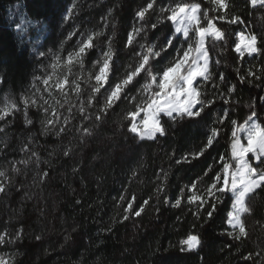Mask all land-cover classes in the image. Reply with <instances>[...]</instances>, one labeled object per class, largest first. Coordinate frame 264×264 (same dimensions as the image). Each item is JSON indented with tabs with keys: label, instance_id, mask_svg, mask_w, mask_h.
<instances>
[{
	"label": "trees",
	"instance_id": "trees-1",
	"mask_svg": "<svg viewBox=\"0 0 264 264\" xmlns=\"http://www.w3.org/2000/svg\"><path fill=\"white\" fill-rule=\"evenodd\" d=\"M170 2L158 0V7ZM189 2L203 4V0ZM144 3L145 0H0V103L6 100L15 105L10 110L12 114L0 121V181L7 186L0 194V231L6 229L8 234L0 250L15 253L14 264H252L243 257L264 250V191L247 200L250 212L242 213L241 219L248 236L242 241L222 234L230 230L225 223L233 201L229 191L216 192L213 199L217 211L210 218L202 208L200 219H196L195 207L186 199L181 207H171L185 185L195 183L213 168L215 171L204 176L199 185L207 199L208 186L214 175L221 173L219 157L228 150L230 137L227 124L220 128L218 141L202 156H190L204 145L215 119L213 113L222 114V107H227L215 99L217 90L213 85L219 81L220 73L227 86L236 85L235 92L227 97L232 104L231 118L242 123L255 100V110L264 121V105L258 100L264 96V85L258 87L260 81L241 83L235 71L239 68L244 74L250 67L259 69L264 65V51L260 55L245 54L240 59L231 50L234 33L241 28L247 27L264 40V9H251L247 0H231L229 16L238 15L245 24L217 22L225 32V41H209L213 79L205 83L202 91L204 98L213 99L214 104L203 118L198 122L188 118L165 120L164 136L140 140L128 132L126 115L138 105L142 86L151 81L148 73L124 100L104 114L100 109L107 93L93 92L96 85L88 84L86 71L111 51L114 65L110 76L115 84L136 66L137 53L144 52L141 45H155L154 52L162 49L167 43L162 37L171 34L172 26L165 21L155 29L151 27L158 9L145 22L146 31L140 33L135 48L125 47L129 31L134 25L140 26L135 10ZM209 14L215 15L211 11ZM30 21L33 26L26 24ZM73 31V39L98 31L103 35L94 39L96 47L87 51L78 67V91L55 99L52 111L56 115L51 119L55 123L46 125L41 109L32 105L30 98L46 64V57H39L38 51L54 48L59 41L62 45ZM260 47L264 49V44ZM171 51L162 53L165 59H171ZM216 60L220 61L218 65ZM162 67L163 61L153 64L154 72ZM199 82L197 78L194 86ZM25 114L32 121L30 125L25 124ZM97 115L102 118L96 119ZM65 152L69 155L65 156ZM184 157L188 162L183 161ZM247 158L253 164L259 163L252 154ZM229 165L234 167L233 158H228L224 166ZM44 172L48 173L46 179H42ZM163 172L167 173L166 181ZM158 186L164 187L159 196ZM121 196L126 199L122 201ZM133 198L137 209L145 200L149 205L141 216L132 215L124 221L123 209ZM165 198L169 204L164 203ZM213 199L208 198L209 205ZM21 227L23 238L7 242ZM189 232L197 234L202 243L196 251L185 252L178 242Z\"/></svg>",
	"mask_w": 264,
	"mask_h": 264
},
{
	"label": "snow or ice",
	"instance_id": "snow-or-ice-1",
	"mask_svg": "<svg viewBox=\"0 0 264 264\" xmlns=\"http://www.w3.org/2000/svg\"><path fill=\"white\" fill-rule=\"evenodd\" d=\"M211 5V8L204 6ZM247 5L251 9L261 8L264 9V0H247ZM231 6V0H203L201 2H189V0H172L166 6L158 7V0H145V3L135 10L134 16L137 24L134 25L129 31L125 40L126 48H135L137 38L142 31H146L145 22L149 19L153 12L158 9L159 15L156 18V22L151 25L153 29L165 21L171 22L172 31L170 35H164L162 38L167 43L161 50L155 51V45L146 47L141 45L144 52L137 53L139 60L132 71L128 72L123 79L112 83L110 73H113L114 60L111 51L105 53L107 58L103 64H101L99 71L96 74V86L93 92L97 95L107 93L105 97V103L100 109L101 113L106 114L113 105L118 101L124 100L127 94L135 88L142 80L145 79V73L151 77V81L143 85L146 90V100L143 104H138L136 107L129 111L126 115L128 121V132L136 136L140 140H154L159 136L166 134L164 127V121H176L178 119L188 118L189 120L198 122L203 118L206 110L210 105L214 104L213 99H205L204 92L202 91L205 83L213 79V73L210 72V48L209 41L222 42L225 41V32L218 26V23H229L232 25H243L245 22L240 16L232 14L229 16V8ZM74 11V8L73 10ZM210 11L215 15H210ZM111 10H109V14ZM71 16L68 17L70 19ZM194 33V35H190ZM75 35V33H69V39ZM103 35L102 31L96 32L94 35H88L86 39L78 40V51L69 53L68 63L71 64L74 60L76 63H80L82 66L83 58L89 49L95 48L96 44L94 39L97 36ZM235 39L231 43V50L238 54V57L242 59L245 54L249 56L260 55L264 49L260 47L264 44V40L261 37L252 32L247 27L241 28L234 33ZM160 39V37H158ZM63 43V42H62ZM171 59H165L162 53H169ZM154 52V54H153ZM41 58L49 55H54L57 61L60 60L58 54L52 52L41 53ZM156 61H163V67L159 71L153 70V64ZM215 63L218 65L219 60ZM56 65H53L55 68ZM238 75V79L241 83L254 84L256 81H260L264 85V65H261L259 69L250 67L244 74L241 73V69L235 70ZM197 78H200V82L196 83ZM37 80L40 78L37 77ZM45 86L49 85V79L43 80ZM74 83V82H72ZM107 84L108 87L104 88ZM64 81L58 80L54 87L60 89L63 93ZM222 86H224L222 88ZM215 99L217 101H223L227 107H222V114L213 113L215 119L213 125L208 128L206 140L204 145L198 152L191 153L192 159L202 156L215 142L218 141V137L221 135L220 128H225L226 124L230 129V137L228 138V150L225 154L220 155L219 159L222 161L220 166L221 173L228 158L235 159L233 154V146L237 145L240 148V153L244 157V166L250 170L249 183L244 187L241 193L236 194V200L231 205L232 211L226 214L225 223L231 230L225 233L233 240L242 241L248 236L246 223L241 219L242 213H249L250 209L247 206V200L252 196H258V194L264 191V168L261 165L264 164V121H260L259 113L255 110L256 101L253 100L252 104L248 107L250 109L249 115L244 119L242 123L231 118V101L227 97H230L236 90V85H226V78L223 73L219 74V81L214 83ZM104 92L101 93V89ZM78 91V86L73 89ZM259 102L264 105V96L258 97ZM92 98H89V103H92ZM28 106L29 101H24ZM36 101L31 100V104L35 105ZM15 107V105H13ZM84 109L81 108V112ZM12 112L4 110L0 112V121L11 115ZM53 116L55 111L53 110ZM142 114V115H141ZM25 124L30 125L32 121L27 118ZM100 115H97L96 119H101ZM139 118V119H138ZM55 121L49 120L46 125H52ZM218 124L220 127H216ZM3 131V129H0ZM84 133H88V129H83ZM64 132V128L60 129V133ZM245 133L246 145L241 144L240 133ZM230 152V155H229ZM251 153L252 158L259 161L257 164L250 162L251 158H246L247 154ZM35 155V153H34ZM69 155V152H65V156ZM184 162H188V157L183 158ZM180 163V160L176 161ZM230 169V165H229ZM75 171V169H74ZM215 169L209 168V171L204 173V176H208L209 173L214 172ZM3 173H0L2 176ZM162 175L167 178V173L163 172ZM47 172H44L42 179H46ZM204 176L198 178L195 183L185 185L174 201L171 202V207H181L183 201L186 199L188 205L195 207L193 215L196 219H200V209L207 211V217L210 218L216 211V201L213 199L216 192L228 191L226 187L227 183L225 177L221 175H214L213 182L208 186L207 195L211 197L213 202L209 205L208 198L206 199L199 191V185L204 179ZM253 178H255L253 180ZM6 184L0 181V194H4L6 191ZM164 191L163 186H158L157 195ZM123 201L126 198L121 196ZM165 204H169L168 198L164 199ZM149 205V200L143 201V204L137 209L133 200L127 202V207L123 209L125 215L123 220L127 221L132 215L136 217L146 210V206ZM205 206H208L207 208ZM179 219V217H178ZM7 230L0 231V246H4L7 238ZM23 238V228L16 230L14 237L8 238L7 242L15 243ZM39 239V237H37ZM181 250L185 252L196 251L201 245V239L197 234L189 232L184 238L179 240ZM15 253L7 254L0 253V264H14ZM247 261H252V264H264V250L259 252L250 253L243 257Z\"/></svg>",
	"mask_w": 264,
	"mask_h": 264
},
{
	"label": "rangeland",
	"instance_id": "rangeland-1",
	"mask_svg": "<svg viewBox=\"0 0 264 264\" xmlns=\"http://www.w3.org/2000/svg\"><path fill=\"white\" fill-rule=\"evenodd\" d=\"M34 22L30 21V23H26L27 25L33 26ZM71 33H74L71 32ZM69 37V35H68ZM87 38V34H81L77 38L73 39V36L67 40L63 41V44L60 45V41L54 48L48 46L46 50L44 51H38V56L41 57V53H48L52 52L54 54H58L61 58L59 61L55 59L54 55L46 56L45 62L40 79L38 82L36 81L35 88L33 93L30 95L31 100L36 101V105L41 109V113L43 114V117L46 121H49L52 119L53 116V106L54 101L57 97L66 98L65 95L75 93L73 89L77 87V78L75 77L77 74H79L78 67L80 66V63H76L74 60L71 64L68 63V55L69 53H74L78 51V40H83ZM72 40V42H69V40ZM106 60L105 54L101 55L97 61H95L92 66L89 68V70L86 71L87 79L89 80V85L95 86L96 85V74L99 71V68L101 64H103ZM53 65H56L55 68ZM49 79V85L45 86L43 83V80ZM60 81L61 84L64 81L63 85V93L60 91V89H57L54 87L55 83L57 81ZM74 82V83H72ZM146 88L143 87V91L140 96V101L138 104H143L146 100ZM12 104L6 100H3L0 103V112H3L4 110L10 111L12 109ZM142 115V114H141ZM139 119V118H138ZM240 140L241 144L246 145V139H245V133L241 132L240 134ZM233 154L236 157L233 159L234 161V167L228 168V166H224L223 172L220 173L225 177L226 181H231L230 183L226 184V187L228 188V191L233 197L232 204L236 200V194L241 193L244 190V187L249 183V176H250V170L244 166V157L240 153V148L237 145L233 146ZM251 154V153H249ZM247 154V156L249 155ZM246 156V158H247ZM254 160H256L254 158ZM255 178H253L254 180ZM231 204V205H232ZM230 211H232V208H230ZM231 230V229H230ZM0 253H3L0 250Z\"/></svg>",
	"mask_w": 264,
	"mask_h": 264
}]
</instances>
